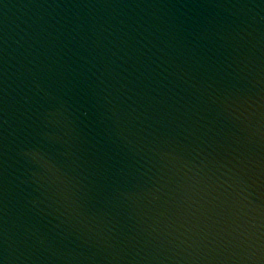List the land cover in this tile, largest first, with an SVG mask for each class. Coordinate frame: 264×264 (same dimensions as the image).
<instances>
[{
    "label": "water",
    "instance_id": "1",
    "mask_svg": "<svg viewBox=\"0 0 264 264\" xmlns=\"http://www.w3.org/2000/svg\"><path fill=\"white\" fill-rule=\"evenodd\" d=\"M0 264H264V0H0Z\"/></svg>",
    "mask_w": 264,
    "mask_h": 264
}]
</instances>
